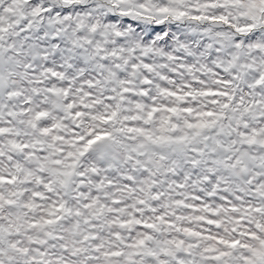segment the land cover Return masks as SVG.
<instances>
[{"label": "snow or ice", "instance_id": "1", "mask_svg": "<svg viewBox=\"0 0 264 264\" xmlns=\"http://www.w3.org/2000/svg\"><path fill=\"white\" fill-rule=\"evenodd\" d=\"M0 264H264V0H0Z\"/></svg>", "mask_w": 264, "mask_h": 264}]
</instances>
